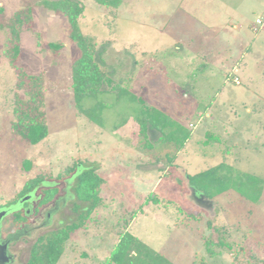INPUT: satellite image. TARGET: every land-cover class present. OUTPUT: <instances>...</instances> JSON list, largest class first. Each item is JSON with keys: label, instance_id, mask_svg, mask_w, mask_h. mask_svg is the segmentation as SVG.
<instances>
[{"label": "rangeland", "instance_id": "rangeland-1", "mask_svg": "<svg viewBox=\"0 0 264 264\" xmlns=\"http://www.w3.org/2000/svg\"><path fill=\"white\" fill-rule=\"evenodd\" d=\"M80 2V30L95 42L109 77L103 93L85 99L89 108L104 105L103 123L76 107L72 60L80 50L66 18L41 0H0V206L24 200L20 191L38 175L49 185L75 164H93L105 178L102 204L72 233L58 264L104 262L124 231L174 264H264V189L257 200L223 192L209 213L189 199L187 179L224 162L264 180V23L253 28L257 17L264 21V0H123L117 8ZM28 9L17 64L43 75L49 135L38 144L11 127L21 90L6 55L9 24ZM118 84L187 129L184 143L153 129L140 133ZM59 184L53 224L39 235L75 220L74 203L85 206L74 195V177ZM221 235L223 245L210 255L209 239ZM36 236L24 244L22 264Z\"/></svg>", "mask_w": 264, "mask_h": 264}, {"label": "trees", "instance_id": "trees-1", "mask_svg": "<svg viewBox=\"0 0 264 264\" xmlns=\"http://www.w3.org/2000/svg\"><path fill=\"white\" fill-rule=\"evenodd\" d=\"M96 2L117 8L123 0H96ZM41 4L46 9L61 13L66 18L69 38L80 50L79 55L72 60V89L76 107L94 122L103 123L101 111L104 105L98 103L90 108L85 105V99H96L99 94L104 92L102 86L109 80V77L106 70L100 65L95 42L80 30L78 18L84 10L82 3L80 0H41ZM31 19L32 12L29 9L15 12L9 24L10 37L6 55L9 63L16 69L17 86L21 90L19 94L17 93L13 108L12 130L28 142L38 144L49 135L43 75L28 73L17 64L21 52V29L29 24ZM48 46L59 50L63 44L50 41ZM115 91L120 100L124 96L127 102L132 105V109L135 111L133 114L139 123L140 133H144L148 129L157 130L163 134L164 140L176 141L180 146L189 136L190 133L187 129H183L177 121L171 119L161 109L148 105L143 97H138L127 86L118 84ZM137 104H140L139 108ZM24 164L26 168H29L28 160ZM80 164L69 167L64 174L59 173L56 177L50 178L53 181L49 185H43L42 182L47 179L38 175L27 181L20 191L19 196L21 197L39 187L41 199L36 206V211H38L40 207L52 202L60 193V181L74 177V195L79 202L85 203L83 207L74 203V210L77 213L75 220L61 224L37 239L31 248L26 264H58L72 233L85 228L93 211L102 204L101 188L105 183V178L98 172L99 167L92 164L84 165L83 169H79ZM187 179L189 185L211 199L234 189L249 200H257L264 189L263 178L235 169L224 162L196 174L187 173ZM152 195L153 193H151ZM23 220L25 218L20 211L17 213L16 222ZM216 229L219 231L218 228ZM208 243L210 245L208 246L209 254L215 255L213 246L223 245V236L221 235L218 241L209 239ZM203 261L201 258L200 263L204 264ZM98 264L174 263L139 237L129 231H124L119 241L113 246L109 257Z\"/></svg>", "mask_w": 264, "mask_h": 264}, {"label": "flooded vegetation", "instance_id": "flooded-vegetation-1", "mask_svg": "<svg viewBox=\"0 0 264 264\" xmlns=\"http://www.w3.org/2000/svg\"><path fill=\"white\" fill-rule=\"evenodd\" d=\"M38 189L39 187H36L31 192L26 193V197L29 198L25 199V197L20 203L15 201V199V203L7 202L0 206V213H5L0 218V264H22L20 259L23 254L22 248L26 241L37 235L31 245L32 248L37 239L43 235L37 233L53 224L55 216L53 215L54 208H52V203L56 201L57 197L36 211V206L41 199ZM32 198L33 204L31 203ZM24 201L28 203L26 204ZM20 211H22L25 220L16 222L17 213Z\"/></svg>", "mask_w": 264, "mask_h": 264}, {"label": "water", "instance_id": "water-1", "mask_svg": "<svg viewBox=\"0 0 264 264\" xmlns=\"http://www.w3.org/2000/svg\"><path fill=\"white\" fill-rule=\"evenodd\" d=\"M190 190L191 194L189 195V198L200 208H203L207 210L209 213L214 211L215 209V201L214 199L209 198L205 194L198 192L193 186L190 185ZM29 197H26L25 199H28ZM5 213L2 212L0 213V218L4 215Z\"/></svg>", "mask_w": 264, "mask_h": 264}, {"label": "built area", "instance_id": "built-area-1", "mask_svg": "<svg viewBox=\"0 0 264 264\" xmlns=\"http://www.w3.org/2000/svg\"><path fill=\"white\" fill-rule=\"evenodd\" d=\"M263 23H264V21L260 17H257L255 19L254 24H253V28L257 30ZM235 81H236V83H239L238 79H236Z\"/></svg>", "mask_w": 264, "mask_h": 264}, {"label": "crops", "instance_id": "crops-1", "mask_svg": "<svg viewBox=\"0 0 264 264\" xmlns=\"http://www.w3.org/2000/svg\"><path fill=\"white\" fill-rule=\"evenodd\" d=\"M254 24V23H253Z\"/></svg>", "mask_w": 264, "mask_h": 264}]
</instances>
